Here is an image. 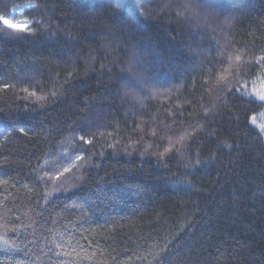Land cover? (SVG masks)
<instances>
[{
  "label": "trees",
  "instance_id": "1",
  "mask_svg": "<svg viewBox=\"0 0 264 264\" xmlns=\"http://www.w3.org/2000/svg\"><path fill=\"white\" fill-rule=\"evenodd\" d=\"M26 4L31 34L0 28V264H264V0Z\"/></svg>",
  "mask_w": 264,
  "mask_h": 264
},
{
  "label": "snow or ice",
  "instance_id": "2",
  "mask_svg": "<svg viewBox=\"0 0 264 264\" xmlns=\"http://www.w3.org/2000/svg\"><path fill=\"white\" fill-rule=\"evenodd\" d=\"M0 4L5 5V8H4L5 12L9 16H12V19L0 17V28H4L6 31H8L12 34H16V35H19L22 33L31 34L32 29H31V22L30 21H23L22 22L23 27H21V25L13 22V20L15 19V16H13L12 14L13 13H22L23 9L11 8L8 5V0H0ZM116 6L118 7L119 4H117ZM33 7H35V5H32V4L24 5V8H28V9H31ZM235 60L239 61L240 56L237 55L235 57ZM29 95L36 96L35 92L29 93ZM53 95H55V93H53ZM257 96L261 101H264V94L257 93ZM36 99H38V100L43 99V97H36ZM260 127H261L262 134H264V125H261ZM18 130L21 133H25V129L23 127L19 128ZM152 134L155 135V132H153ZM189 134L190 133H186V135H189ZM79 139L84 141L85 144H91L92 143L91 139H85V137L83 135H81L79 137ZM181 139H183V137H181ZM225 147L231 148L232 146L230 144H226ZM65 159L67 160V165L63 168V172H71L73 168H77V170H79V168L77 167V162H79V161H84V164L79 165V167H85L88 163V161L84 160V155L80 154V153H77V154L71 155V156L66 154ZM60 174L62 175L63 173L61 172ZM117 193L120 195L121 198L128 196V195H135L136 194L132 191L131 185L125 186L123 189H114L113 194L116 195ZM56 236H59L60 242H57ZM0 240H2V245H0V248H2L3 250H6L7 252H13V251L20 250L18 246L13 247L12 245H10L9 241L7 239L0 237ZM71 240H72L71 233H68V240L66 241L65 240V233H61V232L57 231L56 235L53 236L52 240L50 241L54 245L55 254L57 256L70 254V253L64 252L63 249H64L65 245L67 244V246L70 248H73V250H74L75 246L79 245V241H75V244H72V243H70Z\"/></svg>",
  "mask_w": 264,
  "mask_h": 264
},
{
  "label": "rangeland",
  "instance_id": "3",
  "mask_svg": "<svg viewBox=\"0 0 264 264\" xmlns=\"http://www.w3.org/2000/svg\"><path fill=\"white\" fill-rule=\"evenodd\" d=\"M32 5H34V4H32ZM18 8L23 9V11H22V13H13L12 14L13 16H15V19L13 20V22L21 25V27H23V24H22L23 21H30L31 22V25H32V21L29 20L27 17H25L26 12L28 10H30V9L24 8V6L23 7H18ZM4 18L12 19V16H6ZM259 92L262 93V94H264V83H262V84L259 85V87H258V93Z\"/></svg>",
  "mask_w": 264,
  "mask_h": 264
}]
</instances>
